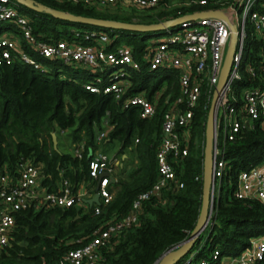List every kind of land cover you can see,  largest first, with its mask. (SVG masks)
Masks as SVG:
<instances>
[{"label": "trees", "instance_id": "1", "mask_svg": "<svg viewBox=\"0 0 264 264\" xmlns=\"http://www.w3.org/2000/svg\"><path fill=\"white\" fill-rule=\"evenodd\" d=\"M38 1L77 14L139 23L159 22L186 12L179 8L151 11L105 6L97 9L56 0ZM19 5L32 18L34 33L41 39L77 38L74 29L98 28L113 37L108 48L123 41L130 43L142 68L132 70L127 95L144 92L153 98L161 88L160 81L152 83L151 78L162 69L150 70L143 60L147 37L154 31L70 21L22 3ZM7 28L21 36L24 49L39 56L15 21L1 20L0 31ZM246 43L241 78L233 85L238 97L246 85L264 86V71L259 61L264 41L250 33ZM13 55V61L0 64V165L4 170L17 174L20 162L29 159L39 166L40 183L46 190L59 191L63 181L68 179L74 192H79L84 184L87 192L94 194L97 178L90 174V161L97 149L105 151L110 142H119L116 155L122 164L117 166V179L110 182L112 198L109 202L68 206L32 202L13 211L16 222L10 241L0 247V264H61L70 249L90 241L109 222L130 214L138 195L156 183L159 177L157 155L167 108L165 97L168 93L173 97L179 93L177 70H163L168 72L169 80L157 112L152 117H143L137 105L125 107L123 99L116 98L114 93L87 88L86 83L94 80L96 72L83 65L39 56L52 66L43 69L19 59L15 52ZM248 63L255 65L256 74L248 72ZM107 81L104 74L102 84ZM210 106L211 97L204 86L187 127L188 153L174 161L176 180L143 201L138 222L103 245L101 258L95 264H155L167 250L189 237L202 206ZM104 130L106 135L98 141L99 133ZM53 131L57 134L58 149L54 146ZM64 139L69 140L71 150L63 143ZM77 147H81V155L75 153ZM225 158L227 168L216 185L210 221L189 253L174 264H194L195 260L200 264L202 258L208 259L209 264H217L212 260L215 249L221 256L236 255L251 245L253 236L264 234V204L257 198L234 194L240 171L264 158V127L258 123L253 128L244 127L235 139L227 140Z\"/></svg>", "mask_w": 264, "mask_h": 264}, {"label": "built area", "instance_id": "2", "mask_svg": "<svg viewBox=\"0 0 264 264\" xmlns=\"http://www.w3.org/2000/svg\"><path fill=\"white\" fill-rule=\"evenodd\" d=\"M73 4H81L91 8L119 6L132 10H158L160 8L185 9L178 16H168L163 20L191 14L203 10L220 9L228 17L219 15H204L196 18L183 19L177 24L168 25L156 30L163 33L155 40H150L145 46L143 60L150 70H177L179 93L173 97L168 93L165 97L167 108L162 123V142L158 151L159 177L156 183L147 191L142 192L134 200L133 211L126 217L109 222L99 230L90 241L84 245L70 249L61 259V264H95L101 258V247L121 230L133 226L139 220L143 201L152 195L159 194L171 181L176 180L177 172L174 161L185 156L189 150V131L194 116V108L199 102L204 86L207 87L211 102L217 88L221 70L233 36L235 50L233 64L218 100L216 129L213 145V191L226 172L225 142L235 139L244 127H255L256 123L264 127V86L246 85L241 96L234 92V82L241 78V64L246 51L247 38L250 34L248 20L258 31L256 38L264 41V0H56ZM18 0H0V21L13 20L19 26L27 43L41 57L61 59L67 63L83 65L96 72L93 81L86 87L95 92H112L118 99H123L125 107L137 105L143 117L156 114L158 101L163 93L155 99L144 92L128 94L132 84V70H140L142 62L134 55L130 43L120 42L112 48L108 45L113 37L103 29H74L77 38H60L46 40L34 33L32 18L20 8ZM232 24L236 28H232ZM154 34V35H156ZM18 34L0 36V64L13 61L16 53L19 59L43 67V61L26 49L18 39ZM86 39L85 43L78 38ZM260 69L264 71V46L261 48ZM227 50V51H226ZM117 70V71H116ZM247 70L256 74V68L251 63ZM104 74L107 83L102 84ZM103 75V76H102ZM106 135L101 131L98 141ZM75 153L81 155V147L75 148ZM120 158L114 159L107 152L97 149L90 161V174L97 178L96 192H100L101 202H109L112 192L109 188L112 176H116ZM100 183L98 180L100 176ZM40 168L29 159L20 162L17 174H11L0 165V247L10 241L11 231L16 218L13 211L26 207L32 202L37 204L62 205L88 204L82 192H74L68 179L64 180L59 191H48L40 183ZM95 194V193H94ZM94 194H89V197ZM234 194L237 197L257 198L264 204V158L258 164L240 171ZM100 202V203H101ZM96 203V202H94ZM213 209V208H212ZM99 211V207H96ZM212 215V211H211ZM210 215V218H211ZM197 252V251H196ZM195 254L192 253L193 257ZM235 264H264V234L256 246L246 252L239 253ZM222 256L215 249L212 260L220 264ZM200 264H209L202 258Z\"/></svg>", "mask_w": 264, "mask_h": 264}, {"label": "water", "instance_id": "3", "mask_svg": "<svg viewBox=\"0 0 264 264\" xmlns=\"http://www.w3.org/2000/svg\"><path fill=\"white\" fill-rule=\"evenodd\" d=\"M20 3L36 9L38 11H46L53 14L56 17L68 19L70 21H80L85 23H91L104 27H112V28H124L130 30L137 31H156L164 29L168 25H174L180 22L183 19L188 18H196L198 16L204 15H219L223 17H228L227 14L220 9H211V10H203L194 12L191 14H185L183 16L175 17L169 20L153 22V23H139V22H131L124 21L118 19L97 17L91 15L77 14L68 10L52 7L48 4L40 2L38 0H18ZM232 28L235 29L236 25L232 24ZM235 50V36L232 38L231 45L226 53L224 64L221 70V74L219 77V82L217 88L213 94L211 106L208 111L207 125H206V142H205V157H204V175H203V197H202V206L199 214L198 221L190 233L189 237L179 244L176 247H172L167 250L155 264H174L181 257L189 253L192 249L195 242L200 238L202 232L208 225L210 221L211 211L214 205V176H213V145H214V136L216 129V116L218 110V100L220 97V93L223 91L224 86L229 77L232 64H233V55ZM54 139V146L58 149V139L56 131L52 132ZM125 156V155H124ZM103 175L100 176L98 180V185L100 183V179ZM116 177L112 176V181H115ZM86 202L89 204H93L94 202L100 203V192H96L93 196L85 198Z\"/></svg>", "mask_w": 264, "mask_h": 264}, {"label": "rangeland", "instance_id": "4", "mask_svg": "<svg viewBox=\"0 0 264 264\" xmlns=\"http://www.w3.org/2000/svg\"><path fill=\"white\" fill-rule=\"evenodd\" d=\"M248 26H249L250 33H252V35H257L258 34V31L254 28V25L251 23L250 20H248ZM14 33H15L14 30H12L11 28H7V29H4V30L0 31V36H2L4 34L13 35ZM154 34H156L155 31H154L153 34H151V35H149L147 37V42L150 41V40H155L157 37H160V36L163 35V33L156 34V35H154ZM42 64H43V67H48V68L52 67L51 64H47L46 62H43ZM168 80H169L168 72L167 71H163V70H160L159 72L154 74L152 76V78H151L152 83L160 81L161 85H163L162 88L159 89V91H161V92L165 90V87L167 86ZM63 141H64L63 143L65 144V146H68L67 149L71 150V146H70L69 140L64 139ZM118 148H119V142L117 140H114V141L110 142L109 144H107L106 148H104V149L112 158L117 159V158H120L119 156L116 155V152H117ZM194 264H198V260H195Z\"/></svg>", "mask_w": 264, "mask_h": 264}, {"label": "crops", "instance_id": "5", "mask_svg": "<svg viewBox=\"0 0 264 264\" xmlns=\"http://www.w3.org/2000/svg\"><path fill=\"white\" fill-rule=\"evenodd\" d=\"M18 39L21 41L22 39H21V36L18 34ZM167 84H168V82H167ZM162 86L163 85H161V88H162ZM167 87V86H166ZM165 87V88H166ZM164 92V91H163ZM159 94V90L156 92V96ZM162 95V94H161ZM161 97V96H160ZM153 99H155V96L153 97ZM160 102V98H159V101H158V103ZM67 140V139H66ZM125 156H126V154H124ZM123 155V156H124ZM121 164H122V162H121ZM80 192H82V193H84L85 194V196H86V198L87 197H89V193L87 192V190H86V185H82L81 186V188H80ZM85 204V203H84ZM83 204V205H84ZM80 205V204H79ZM262 236H263V234H259V235H256V236H253L252 238H251V245L249 246V247H247L246 249H244L243 251H242V253L244 252V253H246V252H248V251H250V250H252L255 246H256V244H257V242L259 241V240H261V238H262ZM237 255V254H236ZM238 259V256H234V255H223L222 256V259H221V261H220V264H235V262H236V260Z\"/></svg>", "mask_w": 264, "mask_h": 264}]
</instances>
